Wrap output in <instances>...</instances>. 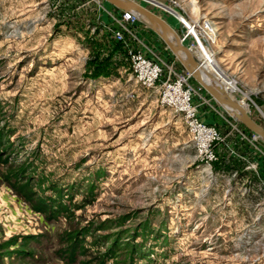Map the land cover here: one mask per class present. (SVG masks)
<instances>
[{
	"label": "rangeland",
	"instance_id": "rangeland-1",
	"mask_svg": "<svg viewBox=\"0 0 264 264\" xmlns=\"http://www.w3.org/2000/svg\"><path fill=\"white\" fill-rule=\"evenodd\" d=\"M177 1L193 31L162 18L183 45L201 42L264 128V0ZM104 2L0 0V264H84L110 248L104 264H264V142L213 100L219 138L201 159L183 113L160 103L185 68ZM129 51L159 65L154 86ZM188 82L200 119L212 100ZM13 167L28 169L33 200L3 178Z\"/></svg>",
	"mask_w": 264,
	"mask_h": 264
},
{
	"label": "built area",
	"instance_id": "built-area-1",
	"mask_svg": "<svg viewBox=\"0 0 264 264\" xmlns=\"http://www.w3.org/2000/svg\"><path fill=\"white\" fill-rule=\"evenodd\" d=\"M93 1L99 2V0ZM134 1L142 4L160 17L170 16L175 18L177 21L182 22L186 28H188L187 31H193V26L189 25V23L177 12V7H180L177 0ZM108 12L121 24L132 23L139 19L135 12L119 11L120 16L119 14L114 13L115 11L112 9H110ZM187 35L188 34L186 32L180 41H184ZM115 38L120 40L122 38L121 32H115ZM195 39L197 47H199L198 43L200 42L197 38ZM185 46L193 54L197 62L199 64L202 63L199 56V48L194 49L193 44H186ZM128 53L135 79L144 86H154L157 82V79H159L161 72L159 65L154 63L153 60L139 51H129ZM190 77L191 74L188 71H185L184 74L175 73L172 78H166L162 85L160 103L162 105L174 108L175 111L183 113V119L192 136L197 154L201 157V159H204L206 163H209V161L214 158L212 144L219 138V136L214 127L202 122L196 116V109L192 104V97L197 89L188 82Z\"/></svg>",
	"mask_w": 264,
	"mask_h": 264
},
{
	"label": "water",
	"instance_id": "water-1",
	"mask_svg": "<svg viewBox=\"0 0 264 264\" xmlns=\"http://www.w3.org/2000/svg\"><path fill=\"white\" fill-rule=\"evenodd\" d=\"M104 1L116 9L135 12L142 22L151 27L160 36L169 50L175 55L185 70L191 74L197 84L200 85L217 104L225 108L232 115L234 120L240 122L248 131L264 142V128L249 115L248 111L240 105L238 100L233 99L222 87L212 85L204 78L199 71L200 64L189 49L181 43L177 33L165 19L134 0ZM169 31L175 35L174 42H171L167 38V32ZM227 106L230 107L232 111H229Z\"/></svg>",
	"mask_w": 264,
	"mask_h": 264
},
{
	"label": "trees",
	"instance_id": "trees-1",
	"mask_svg": "<svg viewBox=\"0 0 264 264\" xmlns=\"http://www.w3.org/2000/svg\"><path fill=\"white\" fill-rule=\"evenodd\" d=\"M8 143H4L1 141V137H0V163L2 165H7L8 160H7V151H5V147L7 146ZM28 169L25 167V169H16V167H13V169L8 168V172L6 174H4V179H6V181L9 182V184H11L14 188L19 189V192H22V194L24 196H26L28 199L33 200L35 197V192L31 195L32 191H31V186H32V182L31 181H27L26 178H23L24 173L27 171ZM20 186V187H19ZM38 198L37 201V208L38 210H40L41 212L45 213L47 212L48 214H53L56 212H59L58 207L57 208H53L51 205H47L46 201L42 198V197H36ZM52 207V208H51ZM3 247H0V250ZM85 248V247H84ZM113 251L112 248L109 249V251H103V253H97V256L95 257H90V260L92 261H84V264H104L105 260L107 259V257H109L108 253H111ZM70 252V251H69ZM84 252H88V249H85ZM107 252V253H106ZM115 253L112 254V256Z\"/></svg>",
	"mask_w": 264,
	"mask_h": 264
},
{
	"label": "bare ground",
	"instance_id": "bare-ground-1",
	"mask_svg": "<svg viewBox=\"0 0 264 264\" xmlns=\"http://www.w3.org/2000/svg\"><path fill=\"white\" fill-rule=\"evenodd\" d=\"M167 35L170 41L174 42L175 35L170 31L167 32ZM198 46L199 47L197 48H199V56L202 61L199 66V71L202 73L204 78L212 85L222 87L226 91V93L232 90H236V85L229 78L225 77L223 71L219 68L214 58L212 57V54L208 53L205 48H203L201 42L198 43ZM239 103L243 108L246 109L245 104L241 100L239 101ZM227 109L229 111H232V109L228 106Z\"/></svg>",
	"mask_w": 264,
	"mask_h": 264
},
{
	"label": "crops",
	"instance_id": "crops-1",
	"mask_svg": "<svg viewBox=\"0 0 264 264\" xmlns=\"http://www.w3.org/2000/svg\"><path fill=\"white\" fill-rule=\"evenodd\" d=\"M104 4L108 7V8H110V6L111 5H109L108 3H106V2H104ZM167 46V45H166ZM168 48V47H167ZM169 50V49H168ZM173 54V53H172ZM175 56V55H174ZM192 82H194L195 84H197V82L194 80V78L192 77ZM204 94H205V91H204ZM206 94H207V92H206ZM209 97H210V95H209ZM212 101L210 102H207V104L208 105H205L206 106V108H204L203 107V103H202V105L201 106H199L198 105V116L200 117V119L202 120V121H204L205 123H209V122H211V123H213L212 121L213 120H211L212 118H211V116H209L208 115V112L209 111H213L212 113L213 114H215L216 115V110H217V108H215L214 107V101H213V99L212 98H210ZM218 112V111H217Z\"/></svg>",
	"mask_w": 264,
	"mask_h": 264
}]
</instances>
